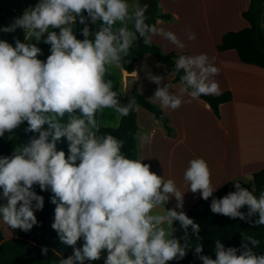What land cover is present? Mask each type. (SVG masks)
<instances>
[{
	"label": "clouds",
	"instance_id": "clouds-1",
	"mask_svg": "<svg viewBox=\"0 0 264 264\" xmlns=\"http://www.w3.org/2000/svg\"><path fill=\"white\" fill-rule=\"evenodd\" d=\"M147 8L132 7L128 0H38L12 28L3 29H23L27 42L16 39L13 46L0 40V138L8 133L11 139L25 123L24 132L32 135L11 156H0V200L5 201L0 223L24 232L37 226L35 213L45 203L35 191L38 186L52 193L51 228L72 249L59 264L102 258L104 264H169L183 260L189 249L202 264H264V254L254 251L260 240L243 233L239 247H226L217 239L215 258L203 255L200 224L182 210L165 208L171 197L176 208H183L184 193L175 181L152 172L144 160L129 158L122 140L100 134L97 113L110 109L125 117L135 106L134 98L120 102L110 78V70L122 67L133 44L142 40L150 46L154 36H161L179 49L186 46L172 31L147 23ZM77 25H83V39L74 31ZM188 40L195 41V33L189 32ZM41 42L50 45L46 60L38 58L43 55L37 46ZM175 71L183 73L180 95L168 84L161 86L162 76H149L157 85L153 98L162 110L179 109L184 93L193 99L220 94L213 79L220 69L207 54L181 55ZM62 138L67 156L57 149ZM183 179L203 200L213 197L212 213L264 226V191L257 196L237 182L235 191L215 198L217 189L203 158L189 161ZM160 207L163 214L154 211ZM177 223L183 233L179 237ZM192 236L194 246L189 243ZM41 252L46 255L48 249Z\"/></svg>",
	"mask_w": 264,
	"mask_h": 264
},
{
	"label": "crops",
	"instance_id": "crops-1",
	"mask_svg": "<svg viewBox=\"0 0 264 264\" xmlns=\"http://www.w3.org/2000/svg\"><path fill=\"white\" fill-rule=\"evenodd\" d=\"M260 1L264 5V0ZM128 2L132 7L139 6L137 0ZM157 2L159 11L171 15L172 20H158L155 25L175 33L186 46L179 49L161 36H154L152 43L164 53H174L176 60L181 55L207 54L220 69L219 75L213 77L219 84L220 93L228 91L231 94L230 101L219 105V115L216 116L203 100L193 99L184 93L185 103L179 109L162 110L168 118L170 135L166 134L160 121L151 113L138 106L135 108L138 158L149 164L150 170L165 180L173 179L178 190L184 193L182 209L176 208L177 201L171 197L167 203L169 207L165 206L166 210H182L187 214L201 198L199 192L189 191V186L183 179L191 159L203 158L208 163L214 189L230 181H241L253 187V174L264 168V69L242 63L234 50L218 52L216 49L223 34L248 26L242 12L248 8L249 0ZM36 3L38 0H0L6 27L12 28L15 20ZM263 19L264 17L262 21ZM97 26L94 25V29ZM10 32L15 40L27 42L23 29L15 28ZM189 32L195 33V41L188 40ZM0 40L7 41V38L0 33ZM42 49H50V45ZM110 72L114 83L113 90L119 93L121 103L127 75L133 76V90L159 107V102L153 98L157 85L150 81V75L162 76L161 86L168 84L173 93L181 94L182 86L174 81L173 72L151 55H145L138 60L131 73L122 67L111 69ZM119 118L112 110L105 109L98 113V127H115ZM62 141L61 148L68 153L66 138H62ZM3 202L1 200L0 204ZM154 211L163 214L164 208ZM53 222L54 219L40 232L34 228L29 232L12 230L0 223V264H59L62 256L66 258L71 255L72 249L61 244L56 231L51 228ZM174 226L178 229L176 235L182 236L179 224ZM37 233L38 239L34 242L32 238ZM82 243L79 241L78 246ZM45 247L48 249L46 255L41 252ZM85 264L104 262L102 258L99 261H86ZM169 264H183V261H171Z\"/></svg>",
	"mask_w": 264,
	"mask_h": 264
},
{
	"label": "trees",
	"instance_id": "trees-1",
	"mask_svg": "<svg viewBox=\"0 0 264 264\" xmlns=\"http://www.w3.org/2000/svg\"><path fill=\"white\" fill-rule=\"evenodd\" d=\"M147 4L146 16L149 24H155L158 20L170 21L172 16L164 14L159 11L157 0H140L139 6ZM260 0H249L248 8L242 12L243 19L247 22L248 26L238 30L229 31L223 34L220 42L217 44L216 49L218 52L227 50H234L239 60L244 64L254 65L264 69V30L260 27ZM83 25H77L74 31L76 32L78 39H83L80 34V29ZM94 29V25H91ZM7 28L3 20V8L0 6V32L7 38L8 43L15 46V38L11 32H5L3 29ZM40 48L47 47L49 45L40 44L37 45ZM145 55L153 56L158 62L167 67L170 72L174 74V81L180 82V76L182 72L177 73L175 71L176 56L174 53H164L157 45L151 44L145 46L142 40L135 42L130 50L128 57L124 58L122 68L128 73H131L134 69L135 63L143 58ZM182 86V84H181ZM135 100V106L128 116L120 117L117 126H100V134H111L112 136L122 140L124 146L122 151L132 159L138 158L137 148V124L135 108L141 107L151 113L155 119L159 120L163 130L167 135L171 134V128L169 127L168 118L162 109L155 103L150 102L136 91H132L130 96L125 95L122 104H127L131 99ZM199 99L203 100L214 112L216 116L219 115V105L231 100L230 92H222L218 95L201 96ZM26 123L12 133L11 139L3 140L0 138V156H11L16 147L23 145L29 141L32 133H25L24 128ZM47 127V126H45ZM58 150H63L59 143L57 144ZM66 156L67 152L65 151ZM143 163H146L143 161ZM147 164V163H146ZM241 183V186L252 191L255 195L259 196L261 191H264V168L253 174V187H249L241 181H230L219 187L214 192V197L219 199L227 195L229 191H235L234 183ZM35 191L38 195L44 197V208L42 211L35 213L38 225L33 228L40 232L42 231L48 222L54 219V208L50 202L52 193L49 191H41L38 186H35ZM213 197H209L207 201L199 198L194 205L187 211V216L200 224L202 237L201 243L203 244V255H209L213 259L214 253V241L219 239L226 247H239L242 244V233L246 235L254 236L260 240V245L254 251L257 254H264V226L253 227L251 224L237 219H232L223 215L214 214L211 212L210 205ZM1 203V200H0ZM165 206H168L166 204ZM169 207V206H168ZM242 211H247L245 207ZM38 233L34 235L32 240L37 242ZM2 240V233L0 228V241ZM189 243L194 246L197 243L195 236H192ZM183 264H202V262L194 255V249H189L186 257L182 260Z\"/></svg>",
	"mask_w": 264,
	"mask_h": 264
},
{
	"label": "rangeland",
	"instance_id": "rangeland-1",
	"mask_svg": "<svg viewBox=\"0 0 264 264\" xmlns=\"http://www.w3.org/2000/svg\"><path fill=\"white\" fill-rule=\"evenodd\" d=\"M129 1V0H128ZM138 2L137 3H140V0H137ZM261 8L262 9H260V27H261V29H263L264 30V19H263V21H262V18L264 17V5L262 4V2H261ZM1 33V32H0ZM2 34V33H1ZM42 49V48H41ZM43 50V55H41V56H39L38 58L39 59H46L47 58V56L50 54V51H49V49H42ZM125 95H126V93L123 95V100H124V98H125ZM123 100H122V102H123ZM97 119H98V113H97V117H96ZM8 136H9V134L8 133H6L5 134V137H3V138H1V139H3V140H8ZM59 146L61 147V143L59 142ZM5 202V201H4ZM3 202V203H4Z\"/></svg>",
	"mask_w": 264,
	"mask_h": 264
},
{
	"label": "water",
	"instance_id": "water-1",
	"mask_svg": "<svg viewBox=\"0 0 264 264\" xmlns=\"http://www.w3.org/2000/svg\"><path fill=\"white\" fill-rule=\"evenodd\" d=\"M133 76L127 75L125 77V93L127 96H130L133 91Z\"/></svg>",
	"mask_w": 264,
	"mask_h": 264
}]
</instances>
